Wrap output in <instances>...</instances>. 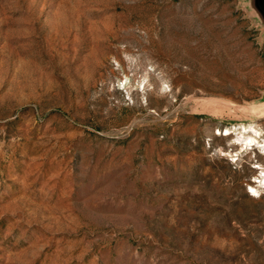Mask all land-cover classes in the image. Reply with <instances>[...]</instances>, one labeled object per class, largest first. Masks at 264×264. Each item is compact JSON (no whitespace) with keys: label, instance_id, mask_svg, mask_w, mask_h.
<instances>
[{"label":"rangeland","instance_id":"obj_1","mask_svg":"<svg viewBox=\"0 0 264 264\" xmlns=\"http://www.w3.org/2000/svg\"><path fill=\"white\" fill-rule=\"evenodd\" d=\"M263 180L250 0H0V264H264Z\"/></svg>","mask_w":264,"mask_h":264},{"label":"water","instance_id":"obj_2","mask_svg":"<svg viewBox=\"0 0 264 264\" xmlns=\"http://www.w3.org/2000/svg\"><path fill=\"white\" fill-rule=\"evenodd\" d=\"M250 5L260 23L264 26V0H250Z\"/></svg>","mask_w":264,"mask_h":264},{"label":"bare ground","instance_id":"obj_3","mask_svg":"<svg viewBox=\"0 0 264 264\" xmlns=\"http://www.w3.org/2000/svg\"><path fill=\"white\" fill-rule=\"evenodd\" d=\"M251 132H255L256 135L252 134ZM243 134H248L246 139H245V142L243 143L244 145L248 146V147H251L255 144L256 142V136H259L260 134L255 131V129L253 127H244L243 128V131H242ZM264 181V180H263Z\"/></svg>","mask_w":264,"mask_h":264}]
</instances>
